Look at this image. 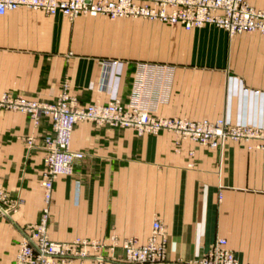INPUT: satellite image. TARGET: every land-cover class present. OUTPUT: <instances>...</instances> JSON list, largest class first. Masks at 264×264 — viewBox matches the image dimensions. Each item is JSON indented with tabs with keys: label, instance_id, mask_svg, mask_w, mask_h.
<instances>
[{
	"label": "crops",
	"instance_id": "0c3cea01",
	"mask_svg": "<svg viewBox=\"0 0 264 264\" xmlns=\"http://www.w3.org/2000/svg\"><path fill=\"white\" fill-rule=\"evenodd\" d=\"M248 1L264 7V0ZM106 58L115 62L103 86ZM139 61L153 64L140 82L142 103L154 114L264 127V32L231 35L215 24L188 29L101 14L69 18L25 6L0 14V94L53 102L68 84L83 105L127 102ZM54 133L48 116L35 126L26 112L0 108V187L19 202L0 215V264H16L19 240L44 204L47 150H28L27 137ZM176 139L165 129L138 134L129 126L76 123L71 147L85 155L54 181L51 238L116 240L104 252L123 258L122 240L146 241L160 218L168 237L164 264H189L218 236L241 260L264 264V148Z\"/></svg>",
	"mask_w": 264,
	"mask_h": 264
},
{
	"label": "built area",
	"instance_id": "2783aa9c",
	"mask_svg": "<svg viewBox=\"0 0 264 264\" xmlns=\"http://www.w3.org/2000/svg\"><path fill=\"white\" fill-rule=\"evenodd\" d=\"M21 6L40 9L49 14L62 13L69 18L80 14L105 15L109 18L133 17L159 20L168 24H181L185 28L215 24L231 35L240 32H264V7L248 0H0V14ZM115 59L103 60L102 85L106 83L110 66ZM155 67L158 64H154ZM153 64L138 62L136 87L129 101L115 97L108 102L95 101L81 104L79 98L68 90V84L53 102L28 98L23 95L0 94V108L21 110L30 115L37 126L42 116L53 123L54 135L38 140L27 137L28 150L40 145L47 150L46 168L43 172V208L40 219L30 223L20 238L15 256L16 264H164L168 262V237L160 218L153 221L151 235L144 242L126 237L121 246L124 257L106 254L118 241L77 236L72 240H56L48 232L54 181L59 175H69L75 163L85 152L71 147L76 123L90 120L97 124L133 127L138 134H157L161 130L177 134V145L186 139L210 147L222 146L228 139L245 140L250 147L264 148V127L236 124L225 117L193 119L187 116H164L152 112L142 103L141 88L146 69ZM164 66V65H163ZM194 154V150L190 151ZM193 163V162H192ZM191 163V164H192ZM18 200L0 187V215L9 216L18 207ZM189 264H250L241 260L228 245L224 236H218L208 250Z\"/></svg>",
	"mask_w": 264,
	"mask_h": 264
},
{
	"label": "rangeland",
	"instance_id": "374dc122",
	"mask_svg": "<svg viewBox=\"0 0 264 264\" xmlns=\"http://www.w3.org/2000/svg\"><path fill=\"white\" fill-rule=\"evenodd\" d=\"M142 18V17H141ZM145 19H147V18H145Z\"/></svg>",
	"mask_w": 264,
	"mask_h": 264
}]
</instances>
